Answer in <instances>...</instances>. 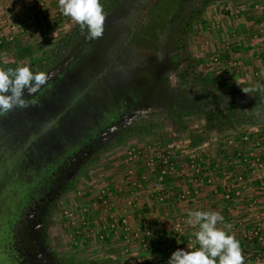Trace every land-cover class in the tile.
Here are the masks:
<instances>
[{"label": "rangeland", "instance_id": "rangeland-1", "mask_svg": "<svg viewBox=\"0 0 264 264\" xmlns=\"http://www.w3.org/2000/svg\"><path fill=\"white\" fill-rule=\"evenodd\" d=\"M100 1L105 2L106 0ZM240 1L187 0L188 5H184L185 10L188 11L187 15L191 14L193 22L188 32L184 34L185 39L181 41L182 44L178 52L180 59H177L178 57L175 59L176 67L185 73L183 78L190 85L191 91L199 92L198 96L194 97L193 95L190 101L198 109L191 114L182 115L181 120L184 125L182 133L174 131L173 116L169 117L164 113L154 114L149 119L134 122L123 139L109 144L95 159L80 168L74 181L60 194L54 207L49 210V221L46 226L48 243L63 263L99 259L111 260L120 264H163L168 263L172 251L180 248L174 245L166 247L164 245L162 248V240L154 237L151 240V248L143 250L136 246L133 248V259L123 260L119 255V246L122 244L120 235H115L103 242L98 241L97 238L96 232L102 223L99 221L101 214H98L91 206L92 191L103 186H110L118 194V187L127 188V180L138 179L139 176L137 173L131 177L127 175L126 166L128 165L125 164V158L129 150L143 149L145 146L151 145L172 151L178 161L186 155L185 153L191 152L190 147L198 146V152L204 151L201 162H204H202L204 171L210 177L211 182L202 186L199 193L191 194L185 199L180 198L177 194H171L167 201L161 203H167L166 206H170V203L173 202V212L171 207L167 208L165 205H159L158 212L154 210L167 221L159 223V228L154 225L149 226H153V230H162L164 238L171 241L176 238L174 230L177 228V232L182 234L181 244L186 246L188 244L187 236H192L196 230L187 223L188 210L218 211L224 220L218 222L217 227L224 228L240 242L245 257L244 264H264V190L260 189L259 182L260 180L264 181V161L262 165L254 167L260 175L255 174L254 176L253 174L249 177L245 175L247 182L254 187L249 190L241 188V183L234 180L236 177L234 173L237 171L233 172L229 179L224 176L222 168H226V166L224 158L221 156L223 152L232 150V148L224 147L221 142L225 136L232 132L230 134L237 137L238 132L254 127L262 131L264 120L256 123L253 120V110L249 108L247 112L242 113L239 123L218 133L219 130L212 122H206L204 113L200 111L203 110L204 103L206 104L210 99L209 93L223 84L247 85L249 88L264 84V31L261 33L259 32L261 28H257L260 22L264 21V17L261 18L251 7L245 11L247 15L245 14L240 19L227 20L221 19L219 16V10L226 2L238 5ZM255 1L247 0L246 3L252 4ZM6 4H12L17 10L15 11L21 14L23 19H26L25 26L22 22L23 19L15 17L19 27L18 32L14 33L12 42L6 38L7 24L5 21L3 23L7 15L6 11L3 13V10L9 9V7H5ZM261 4L264 7V0H261ZM39 5L38 0H0V28H2L0 36L5 39L3 45L0 46V64L14 63L16 66L28 64L34 72L43 71L47 76H50L53 73L55 75V72L57 73L59 70L56 67L58 60L52 59L50 50L65 33L73 28L76 22L63 14L57 18L56 14L61 11L59 0H45L42 8ZM28 20L32 21V25L28 26ZM241 20L243 21L238 27V22ZM245 20L252 22L246 24ZM44 27L47 28L46 37L43 35ZM233 28L238 31L236 37L232 35ZM236 39L239 41H235ZM225 42H230L227 48L224 47ZM250 54L253 55L255 62L250 59L252 56ZM215 57L220 61H215ZM232 61L237 63L236 66L228 65ZM210 108L218 112L221 106L209 105L206 106L205 111ZM52 135L53 137L37 141L33 150L39 149L44 144L47 145L50 138L53 143L59 141L57 136ZM198 137L207 139L198 145H192V138ZM27 152L30 153V151ZM28 155L31 156V154ZM28 158L31 157L28 156ZM8 161L9 159H6V162L3 160L0 163L5 164ZM139 166L136 164L135 170H138V173L144 172V168ZM32 167L33 165L28 170L31 171ZM14 182L15 190L24 189L26 186L23 178L20 180L15 178ZM150 183L148 181L145 185L150 186ZM224 188L230 190L225 191ZM226 194H229V197H226ZM187 199H190L188 205L181 203ZM177 202L181 204L176 205ZM85 205L89 207L90 219H94L90 225L84 228V231L94 228L93 233L91 236H85L86 234L83 236L81 233L80 236H75V239L72 240V237H68L67 234L72 233L73 226L64 228L61 225L65 221L63 211L72 209L75 214L76 206L79 209ZM112 213L116 217L119 216V210H113ZM225 225H230V228H225ZM255 231H257V235H255ZM257 253L261 256H258Z\"/></svg>", "mask_w": 264, "mask_h": 264}, {"label": "flooded vegetation", "instance_id": "flooded-vegetation-1", "mask_svg": "<svg viewBox=\"0 0 264 264\" xmlns=\"http://www.w3.org/2000/svg\"><path fill=\"white\" fill-rule=\"evenodd\" d=\"M155 1L139 15L132 11L128 19L107 14L102 36H83L58 59V72L38 93L29 96L25 90V98L37 103L0 115V161L9 159L0 163V264H65L48 243L46 226L49 210L80 168L109 144L123 139L134 122L159 113L170 117L183 101L190 103L191 87L183 70L176 67L180 25L168 29L164 39L158 36L154 40L155 47L135 71H100L93 65L94 57L106 55L102 47L109 35L115 36L116 31L125 35L127 26L132 37L137 31L139 34L144 15ZM185 9L182 18L188 13ZM52 134L59 141L53 143L50 138L47 145L33 150L37 141ZM31 165L35 170L50 167L53 178L26 212V186L15 190L14 181L23 178L26 184V167ZM53 165L56 167L51 169Z\"/></svg>", "mask_w": 264, "mask_h": 264}, {"label": "built area", "instance_id": "built-area-1", "mask_svg": "<svg viewBox=\"0 0 264 264\" xmlns=\"http://www.w3.org/2000/svg\"><path fill=\"white\" fill-rule=\"evenodd\" d=\"M38 1L40 2V7L45 4V0ZM246 2L247 0H241L238 5L226 2L219 10L220 18L227 20L240 19L245 16V11L250 9V7L261 18L264 17V7L261 4V0H256L252 4ZM5 7H9V9L3 10V13L5 11V14L7 13L3 23L5 21V24H7L5 28L8 30H6V38L12 42L14 40V33L18 32L17 29L19 27L15 17L23 19V16L16 12L17 10L12 4H6ZM56 16L57 18L61 17L62 12H58ZM22 22L26 26V19H23ZM30 25H32V21L28 20V26ZM257 28H261L259 32L262 33L264 31V21H261ZM43 29V35L46 37L45 31L47 28L44 27ZM231 32L236 37L238 31H235L233 28ZM1 34L2 28H0ZM4 40L0 36V46L3 45ZM235 41L238 42L239 40L236 39ZM229 43L225 42L224 47L227 48ZM214 60L220 61L217 57ZM236 64L235 61H232L228 65L236 66ZM230 133L224 137V140H221L224 147L232 148L231 151L221 154L226 166V168H222L223 174L229 179L233 172L237 171L234 173L236 176L234 180L237 183H241V188L252 190L254 187L247 182V177L253 174L254 176L255 174L260 175L259 171H255L254 167L257 168L256 166L262 165L264 161V128L262 131L255 127L241 131L238 132L237 137ZM197 150L198 146L190 147L191 152L185 153L186 155L180 161L176 160L178 158L172 151L160 147H152L151 145H147L143 149L129 150L125 158V164L128 165L126 166V172L129 177L137 173L139 175L138 179L127 180V188L122 189L118 187V194L110 186H103L100 189L92 191L91 206L95 208L98 214H101L99 221H101L102 226L96 232L98 241L103 242L115 237V235H120L122 244L119 246V255L123 260L133 259V248L136 246L143 250L151 248V240L154 237L162 240V248H164V245L165 247L174 245L189 250L194 246L198 247L199 245L194 237L189 235L187 236L188 244L186 246L181 244L180 238L182 234L177 232V228L174 230L176 233L175 240L171 241L164 238L162 230H153V226H149L154 225L156 228H159V223L162 222L152 220V217H148L147 213L142 209L144 206L142 201L143 196H155V199L161 203L167 201L170 195L174 194L175 188L177 189V195L185 199L191 194L199 193L202 186L211 182L210 177L204 171L203 161L201 162L204 151L198 152L199 150ZM234 158L236 159L234 160ZM136 164H139V167H143L145 171L138 173V170L136 171L134 168ZM148 181L151 182L150 186L145 185ZM259 182L260 189L264 190V181L260 180ZM224 189L227 191L229 188ZM226 197H229V194H226ZM75 209V214L72 209L63 211L65 221L61 223L62 227L69 228L73 226L74 228L72 233L67 234V236L72 237V240L75 239V236H80L81 233L83 236L84 234H86L85 236H91L94 228L84 231V228L90 225L94 219H90L89 207L85 205L78 209L76 206ZM113 210H119L118 217L112 213ZM107 216H109V219H107ZM254 233L257 235V231ZM258 253L257 255L261 256Z\"/></svg>", "mask_w": 264, "mask_h": 264}, {"label": "trees", "instance_id": "trees-1", "mask_svg": "<svg viewBox=\"0 0 264 264\" xmlns=\"http://www.w3.org/2000/svg\"><path fill=\"white\" fill-rule=\"evenodd\" d=\"M151 0H106L105 2L100 1L105 14H112L117 18L121 16H126V19L133 14L132 11H138L139 15L144 11L146 5ZM187 0H157L153 3L148 12L144 15V26L141 31L134 33V37L130 34V28L127 26V34L119 35L117 31L115 36L112 34L108 37V42L106 47H102L106 52V55L94 57L93 65L98 68L100 71H105V69H110V71H117L116 73H125L135 71V67H139L141 62H144L148 51L153 49L154 40L158 39V36H162L164 39L165 34L168 32V29L174 28L177 26H182L181 32L179 34L178 42L182 44V40L185 39L184 34L188 32L191 28L193 18L191 14L184 16L188 17L186 20H183L181 16V11L183 10L184 5ZM175 18L174 21H171V17ZM124 19V20H126ZM123 20V21H124ZM121 22V24L123 23ZM128 21V20H127ZM183 21V22H182ZM141 23L140 25H142ZM125 27V26H124ZM131 27V26H130ZM125 29V28H124ZM87 30H82L80 26L76 23L73 28L65 33L59 41L51 48L50 56L52 59L58 60L63 54L71 49V46L80 42L83 36H86ZM116 35H118L116 37ZM126 37V38H125ZM126 39V43H124ZM179 45V48L181 47ZM153 46V47H152ZM137 58V59H136ZM16 67L13 63H4L0 64V68ZM139 70V68L137 69ZM116 74L114 72H111ZM112 77V76H111ZM242 88H249L247 85L239 86L231 83L223 84L215 91L210 92V99L207 100L206 104L204 103L203 110H200L204 113L206 122H212V124L219 130L223 132L226 129L232 127L236 123H239V118L242 113L247 112L250 108L253 110V120L256 123L263 122L264 120V84L253 87V91L250 93H245L242 91ZM199 92L193 93L190 91V98L198 96ZM186 100V99H184ZM192 100V99H191ZM71 104V103H69ZM194 105V104H193ZM188 101H183V105L180 109H172V127L175 132L182 133L184 130V125L181 120L182 115L191 114L196 111L198 108L194 107ZM221 106L218 112L212 110H206V106ZM68 109V106L67 108ZM210 125V124H209ZM206 137L192 138V145H198L204 142ZM98 156V155H97ZM93 157L91 160L95 159ZM90 160V161H91ZM89 161V162H90ZM51 169H54L56 165L51 166ZM29 168L26 167V212L28 208L32 205L33 201L42 196L44 188L49 185L51 177L50 167L41 166L40 170H35L34 168L29 171ZM31 172V174H29ZM18 209L15 210L17 214ZM69 264H120L119 262H114L111 260H99L92 259L89 261H79ZM163 264H168L163 263Z\"/></svg>", "mask_w": 264, "mask_h": 264}, {"label": "clouds", "instance_id": "clouds-1", "mask_svg": "<svg viewBox=\"0 0 264 264\" xmlns=\"http://www.w3.org/2000/svg\"><path fill=\"white\" fill-rule=\"evenodd\" d=\"M59 8L64 16L70 17L82 30H87L88 39L103 35L105 12L100 0H59ZM47 80L45 72H34L28 64L0 68V115L37 103L36 99L29 101L25 98V90L33 96ZM253 90L242 88L245 93ZM187 217V223L196 228L192 236L199 246L172 251L168 264H244L240 242L224 228L217 227L218 222L224 220L220 212L190 209ZM224 227L230 228V225Z\"/></svg>", "mask_w": 264, "mask_h": 264}, {"label": "crops", "instance_id": "crops-1", "mask_svg": "<svg viewBox=\"0 0 264 264\" xmlns=\"http://www.w3.org/2000/svg\"><path fill=\"white\" fill-rule=\"evenodd\" d=\"M247 15V14H246ZM243 20H241V21H239L238 22V27H239V24H240V22H242ZM246 21V24H248L249 22H252V21H247V20H245ZM244 23V22H243ZM241 25V24H240ZM243 27V26H242ZM251 53V52H250ZM252 54H250V56H251ZM252 61H254L255 59H254V57H253V55L251 56V58H250ZM255 62V61H254ZM233 189H234V187H233ZM174 190H175V192H174V194L176 195L177 194V192H176V190L177 189H175L174 188ZM203 191V190H202ZM237 192V191H236ZM176 197V196H175ZM178 197V196H177ZM189 200L190 199H187V201H179V202H181V203H185V205H188V203H189ZM142 201H143V204H144V206H143V208L142 209H145V210H143V211H145V213H147V215H148V217H152V220H155L156 222H162V223H164L165 221H167L166 219H163V217H160L159 215L160 214H158V213H155V211L154 210H156L157 212L159 211L158 209H159V205H167V203H160L158 200H156L155 199V196H153V197H149V196H143V198H142ZM179 202H177L178 204H176V205H180L181 203H179ZM172 205V206H171ZM175 205V206H176ZM167 208L168 207H171V211H172V208L174 207L173 206V202L172 203H170V206H166ZM147 209H150V211H147ZM168 211V210H167ZM173 212V211H172ZM169 217V216H168Z\"/></svg>", "mask_w": 264, "mask_h": 264}, {"label": "water", "instance_id": "water-1", "mask_svg": "<svg viewBox=\"0 0 264 264\" xmlns=\"http://www.w3.org/2000/svg\"><path fill=\"white\" fill-rule=\"evenodd\" d=\"M55 74H56V72H55ZM54 75V73L53 74H51L50 76H53ZM50 76H48V79H50Z\"/></svg>", "mask_w": 264, "mask_h": 264}]
</instances>
